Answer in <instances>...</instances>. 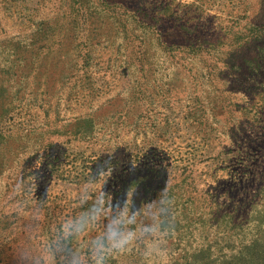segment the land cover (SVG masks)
<instances>
[{
	"label": "rangeland",
	"instance_id": "obj_1",
	"mask_svg": "<svg viewBox=\"0 0 264 264\" xmlns=\"http://www.w3.org/2000/svg\"><path fill=\"white\" fill-rule=\"evenodd\" d=\"M109 226L106 264H264V0H0V264H93Z\"/></svg>",
	"mask_w": 264,
	"mask_h": 264
},
{
	"label": "clouds",
	"instance_id": "obj_2",
	"mask_svg": "<svg viewBox=\"0 0 264 264\" xmlns=\"http://www.w3.org/2000/svg\"><path fill=\"white\" fill-rule=\"evenodd\" d=\"M99 201L105 206L107 204L106 197L99 195ZM163 202H166L167 207L164 208ZM157 209H161L167 214V224L158 222L155 218L150 223H146L141 228V233L145 236L153 235L157 232L166 233L169 232L174 226L175 220L172 214V201L168 194L161 196L160 199L154 204L146 208L149 213L155 212ZM101 215L100 209L94 204L85 214L77 218L66 219L61 225V235L64 238H70L74 235L82 232L85 227L92 223L94 220H98ZM126 215V212L117 216V221L122 216ZM132 222L131 220L129 221ZM135 238V232L126 230L121 227L109 226L102 237H98L93 241L92 255L94 256L93 264H106V258L109 253L123 252L128 248ZM70 264H84V261L78 254H73L70 259Z\"/></svg>",
	"mask_w": 264,
	"mask_h": 264
}]
</instances>
